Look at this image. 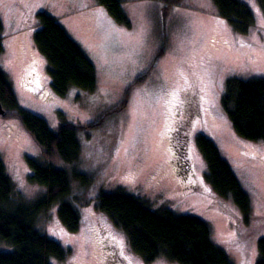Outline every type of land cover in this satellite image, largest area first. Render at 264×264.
<instances>
[{
    "label": "rangeland",
    "instance_id": "rangeland-1",
    "mask_svg": "<svg viewBox=\"0 0 264 264\" xmlns=\"http://www.w3.org/2000/svg\"><path fill=\"white\" fill-rule=\"evenodd\" d=\"M161 1L120 0L131 22L125 27L96 0H0L5 48L0 68L19 105L54 131L62 114L77 127L82 142L77 162H63L56 154L45 158L15 114L0 116V158L13 183L14 201H34L47 192L28 181L27 158L63 169L70 177L69 199L81 217L78 231L70 233L60 224L57 205L42 213L36 226L71 249L65 261L52 264H142L125 234L95 210L98 194L117 189L143 199L153 210L169 208L201 219L235 264L258 259L257 241L264 228L257 230L253 223L250 233L236 232L234 215L223 213L224 203L205 183L206 165L193 143L188 152L198 182L191 180L192 173L178 174L168 131L175 123L173 100L183 73L192 68L204 94L205 134L249 195L254 217H264V144L239 137L220 106L228 78L264 75L263 12L257 0H241L254 18L249 33L241 35L217 14L211 0H180L166 8ZM42 11L58 21L94 64V91L73 87L59 96L52 89L48 64L34 44ZM76 173L85 178H75ZM12 250L0 242V252ZM151 264L174 263L159 259Z\"/></svg>",
    "mask_w": 264,
    "mask_h": 264
},
{
    "label": "trees",
    "instance_id": "trees-1",
    "mask_svg": "<svg viewBox=\"0 0 264 264\" xmlns=\"http://www.w3.org/2000/svg\"><path fill=\"white\" fill-rule=\"evenodd\" d=\"M161 1V0H160ZM217 14L231 29L241 35L248 34L254 25L253 14L241 0H211ZM264 15V0H257ZM104 6L117 23L130 27L131 22L120 0H96ZM180 0H164L168 5ZM166 3V4H165ZM39 29L34 33L37 51L44 56L50 74L51 87L59 96L70 88L94 91L96 70L82 48L69 36L58 21L47 12L37 14ZM3 21L0 15V35ZM0 36V55L4 53ZM0 103L9 113L15 114L23 127L41 148L43 156L56 154L63 162L74 163L81 154V140L77 127L60 114L56 131L47 122L22 108L6 73L0 68ZM220 106L234 132L252 143L264 144V75L249 79L230 77L220 94ZM198 151L205 162L204 180L222 203V211L234 215L238 234L250 233L256 224L264 228V217H254L250 197L234 174L231 165L221 156L213 140L205 133L196 139ZM28 181L44 186L47 192L34 201H14L13 183L0 158V242L12 247L11 252H0V264H52L63 262L71 249L50 238L36 228L39 216L57 205L60 224L70 233L78 231L80 213L69 199L72 183L67 172L34 158H27ZM74 177L85 178L80 173ZM230 201L238 210L226 203ZM95 210L113 226L123 232L132 252L142 264L164 259L174 264H235L226 250L211 237L209 226L201 219L178 214L169 208L153 210L143 199L122 189L111 193L101 192ZM258 259L264 264V237L257 241Z\"/></svg>",
    "mask_w": 264,
    "mask_h": 264
},
{
    "label": "flooded vegetation",
    "instance_id": "flooded-vegetation-1",
    "mask_svg": "<svg viewBox=\"0 0 264 264\" xmlns=\"http://www.w3.org/2000/svg\"><path fill=\"white\" fill-rule=\"evenodd\" d=\"M183 74L185 76L183 75L182 86L177 90L173 100L172 110L175 123L174 126L171 125V128H169L168 138L171 159H173L179 169L178 174L187 177L188 173L193 174L190 166L188 146L193 143L198 150L196 139L200 134L205 133L206 123H204L205 118H203L202 103L204 94L199 80V73L188 67ZM195 123L196 127L194 129ZM191 180L194 181V184L198 182L194 174Z\"/></svg>",
    "mask_w": 264,
    "mask_h": 264
},
{
    "label": "water",
    "instance_id": "water-1",
    "mask_svg": "<svg viewBox=\"0 0 264 264\" xmlns=\"http://www.w3.org/2000/svg\"><path fill=\"white\" fill-rule=\"evenodd\" d=\"M6 115H7V112H6V110L3 108V106L0 103V116L4 117Z\"/></svg>",
    "mask_w": 264,
    "mask_h": 264
},
{
    "label": "bare ground",
    "instance_id": "bare-ground-1",
    "mask_svg": "<svg viewBox=\"0 0 264 264\" xmlns=\"http://www.w3.org/2000/svg\"><path fill=\"white\" fill-rule=\"evenodd\" d=\"M8 112V111H7Z\"/></svg>",
    "mask_w": 264,
    "mask_h": 264
},
{
    "label": "snow or ice",
    "instance_id": "snow-or-ice-1",
    "mask_svg": "<svg viewBox=\"0 0 264 264\" xmlns=\"http://www.w3.org/2000/svg\"><path fill=\"white\" fill-rule=\"evenodd\" d=\"M122 243V242H121Z\"/></svg>",
    "mask_w": 264,
    "mask_h": 264
}]
</instances>
